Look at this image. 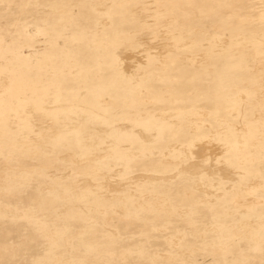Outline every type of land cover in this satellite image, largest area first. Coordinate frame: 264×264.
Here are the masks:
<instances>
[{
	"label": "rangeland",
	"instance_id": "1",
	"mask_svg": "<svg viewBox=\"0 0 264 264\" xmlns=\"http://www.w3.org/2000/svg\"><path fill=\"white\" fill-rule=\"evenodd\" d=\"M68 8L71 14L78 12L73 2ZM138 8L143 22L131 28L130 37L141 29L147 44L142 49L118 48L112 56L100 48L110 40L111 33L76 34L82 21L88 26L96 23L91 0L84 1L83 10L78 12L80 20L58 15L48 24L28 19L20 27L17 22L14 24H20L17 27L21 29V39L16 40L0 30V111L14 117L9 109L18 105L40 110L19 120V126L0 131V165L8 166L2 171L12 173L4 185L0 184V264H264V241L239 235L243 230L233 226H227L226 236L212 234L206 226L219 218L215 211L218 207L230 211L223 213L224 224L242 221L237 198L247 201V193L264 197V188L245 192L240 187L251 183L255 172L240 171L235 178L222 174L233 166L264 172V78L254 75L255 61L264 54V48L256 38L255 25L228 19L215 10L209 16L210 22L189 34L188 26L178 19L161 23L167 7L159 0H139ZM110 26L113 25L106 27ZM186 40V46H181ZM170 41L176 43L173 62L155 64L151 58L152 62L137 66L130 79L122 78L119 72L125 70L126 61H135L134 53L152 48L161 51ZM51 71L57 75L59 85L46 80ZM38 76H45L46 81L40 87L20 85L24 79L28 82ZM244 90L249 94L246 99L241 97ZM48 98L56 101L50 103ZM70 107L75 110L69 111ZM37 114L48 123L62 120L66 126L78 127L61 130L53 139L46 138L50 146L31 141L37 151L31 155L30 149L22 146L29 141L28 135L46 137L44 127L37 125ZM130 121L142 124L146 132H157L155 140L127 129L125 125ZM84 122L103 125L101 139L120 141L117 153L95 143L104 168L109 169V178L115 177L113 170L125 165V175L120 177L124 184L132 172L142 167L174 172L176 176L170 180L140 181L134 191L154 190L167 197L171 207L192 206L191 217L158 209L152 194H128L123 188L112 190L113 195L101 205L95 204L96 189L91 185L80 189L86 178L84 166L67 159L71 154H85V136L80 127ZM239 123L260 129L252 137L241 135L236 130ZM241 129L247 131L246 127ZM209 134L213 141L224 145L218 163L213 164L214 154L208 149L200 160L209 169L201 173L182 171L181 162L196 157L188 155L186 148H194V142ZM240 139L247 143L241 144ZM256 151L259 159L251 160ZM242 158L243 164L238 163ZM160 163L166 165L164 169H159ZM21 171L24 174L19 177ZM196 181L211 184L223 194L192 187ZM46 184L55 188L49 189ZM59 189L77 195L61 198ZM51 199L54 204L48 202ZM11 205L30 215H34L33 210L41 211L38 215L44 228L54 226L58 232L65 230L66 236L57 233L52 241L35 219H11L7 215ZM236 206L238 209L231 211ZM250 211L264 213V202L254 203ZM87 226H91L92 234H77ZM176 229L181 243L175 236ZM260 238L264 239V234L260 233ZM88 243H92L91 248ZM180 248L185 249L183 254L178 252Z\"/></svg>",
	"mask_w": 264,
	"mask_h": 264
},
{
	"label": "bare ground",
	"instance_id": "2",
	"mask_svg": "<svg viewBox=\"0 0 264 264\" xmlns=\"http://www.w3.org/2000/svg\"><path fill=\"white\" fill-rule=\"evenodd\" d=\"M84 1L85 0H0V24H3L0 26V30H3V32L16 40L21 39L20 27H23L25 21L28 19H35L38 22L44 24H48L51 19L54 20V17L58 15L74 21H76L77 19L80 20L81 18L78 15V12L80 10H83L82 7L84 5ZM126 1L127 3L122 5L117 0H91L93 18L96 20V23L94 25L92 24V26H88L84 21H82L80 25H78V28L75 29L76 34H87L92 36L100 33H102L101 35H103L104 33H111V41L109 40L104 45L101 44L102 46L100 47L107 56L114 55L115 51L118 48H126L130 46V49H132L135 46H140V48L142 49L147 44V41L145 39L142 40L144 33L143 30L139 29L135 36L133 35L132 37H130L131 28L140 25L143 22L140 16L141 13L138 8L139 0ZM159 1L167 7V14L161 16V23L167 24L170 21L178 19L179 22L188 26L187 31L189 32V34H192L194 32H197V28H199V25L208 23V21L210 22L209 16H212V12H214L215 10H219L221 14L226 16L228 19L236 20L238 22L247 21L253 23L257 30L256 38H258L260 44L264 48V0H204L205 2L202 4H198L194 0ZM72 2L78 9V12L76 14H71L70 9L68 8ZM214 2L217 3L215 4ZM46 9H49V11L46 12ZM96 12L99 15L96 14ZM84 17H87V14L86 16L84 14ZM181 18L184 21H182ZM17 22H20L21 25L14 24ZM107 24L113 26L106 27ZM19 25L20 27H17ZM211 25L215 26L213 22H211ZM117 42H119V44L116 46ZM186 42H188V40L180 43V45L186 46ZM163 51H166L165 54L161 53ZM175 51L176 43L174 41H170L169 44L161 47V51L158 48H152L150 49V51H137L136 53H134L136 55L135 61L129 62V60L127 59L128 61H126L125 70L120 71L119 73H121L123 79H130L129 76L136 73L137 66H141L146 62H152L151 58L154 59L155 64L163 63V65H165V62L169 60L173 62L175 58ZM196 60L199 65L200 59L197 57ZM254 70V75L264 78V54L255 61ZM56 76L57 75L55 74V72L51 71L46 76L48 77L46 78V80L51 81L53 84L59 85V83L56 82ZM44 77L38 76V78L29 79L28 82L24 79L23 82H20V85L29 84L32 87H40L46 82ZM6 81L9 82L8 79ZM247 96L249 97V94L245 90L241 92V97L246 99ZM234 99L236 100L238 99V97L236 96ZM47 101L51 103L52 101L56 100L53 98H48ZM9 110L15 113L14 117H8L5 113V110L0 111L1 132L2 128L4 127H7L8 130H11L12 128L19 126V120L30 118L32 116L31 113L40 112L39 109L34 108V110H30L29 108H25V106L22 105H18L16 108ZM46 110H49V112L55 115L60 114L59 112H54L50 109H44V111ZM68 110H75V108L70 107L68 108ZM37 115H39L38 117L40 118L37 121V125L44 127L46 137H40L39 134L34 133L28 135L29 141L23 142L22 146L29 148L31 155L37 152L35 148L31 146V141L41 143L42 146H50V144L45 141L46 138L53 139L58 136L59 131L61 130L78 127L77 124L66 126L62 120H57L54 123H48L44 120L41 114ZM102 126L103 125L101 124H99L98 126H94L87 122H84L80 127L83 130V134L85 136V140L82 142V145L85 147V154H82L80 157H76L74 154H71L67 158L70 159V161L75 165H78L80 163V165L84 166L82 171L84 172L86 178L84 185L80 186V189L83 191L89 185L96 189V192L94 193L97 199L96 201H94V203L97 205H101L106 199L110 198V196L113 195L112 190L116 188H123V190L128 194L134 193L144 196H146L147 194H152L154 196L153 201L157 205L158 209L173 210L174 212L179 213L181 216L189 215L191 217L193 213L192 206L176 204L175 206L171 207L168 203L167 197H164L154 190H147V188H145L144 190L147 192L139 193L134 191V187L140 181H144L146 179L155 181L159 178L165 181L170 180L176 176V173L174 172L168 173L154 170L150 171L147 170L148 167H142L132 172L128 179V182L124 184L123 181H121L120 177L125 175V165V167L123 166L117 168L116 170H113V173L115 175L114 178L108 177L107 171L109 169L104 168L102 162L103 156L96 151L95 143L98 141V144L106 147L110 153H117L118 147L120 146V141L116 138L101 139V136L104 134ZM125 127L129 130L131 129L134 133L139 134L144 139L155 140V138L157 137V132H155L154 134L146 132L142 124H137L130 121L126 123ZM236 127V130L240 132L241 135L248 134L251 137L253 136L255 130L260 129V126L249 124L247 126H244L243 123L237 124ZM242 127H246L247 131H242ZM214 132H217L216 129H214ZM109 134H111V132H109ZM239 141L241 144L247 143V141L242 139H240ZM256 144L257 143H255V145ZM194 146L196 147H194L195 149L186 148V150L188 155H196V157L188 160H183L181 162L182 171L201 173L209 169V166H207L200 160L206 150L209 149L214 154L213 164L218 163L217 157L224 151V145L222 143L213 141L210 134L207 135V138L194 142ZM256 148L261 149L259 145H256ZM258 155L259 151H256V154L251 157V160L259 159ZM243 159L244 158L238 160V163L243 164ZM62 160L65 161V159ZM165 166L163 165V163H160L159 169H164ZM6 167L8 166L0 165V184L2 185H4V181L6 180V178L9 175H12L10 171H2V169ZM222 168L226 169L225 166ZM211 171L212 170H210L209 172ZM223 171L224 172H222V174L227 178H235L236 174H239L240 171L255 172L252 182L247 185H240V187L243 188L245 192H254L259 187L264 188V172L261 169H254L252 171H249L246 168L233 166L230 170ZM37 172L41 173L39 171ZM23 174L24 172L21 171L19 173V177H21ZM13 175H17V173H13ZM46 187L49 189L55 188L54 186H50L48 184H46ZM192 187L207 191L209 193L215 192L218 196L223 194L221 189L205 182L196 181L195 184L192 185ZM185 188L187 190L186 186L183 187L184 190ZM57 194L60 195L61 198L66 197V195H70V197L73 198V196L77 195V193H75L74 191H61V189H59V192H57ZM247 194L249 196V199L247 201H243L241 198H237V201L239 202L238 204L241 205L239 208H241L242 221L229 220L227 224H224V222L221 221V218L224 216L223 213H230V211L220 206L215 209V211L219 213V218L206 224L209 232H211L212 234H218L220 236H226L229 234L227 226H233L243 230L242 234L236 233L237 235L239 234L250 236L255 240V242L264 241L263 238H260V233L264 234V213L250 211V206L257 202L263 203L264 197L254 196L251 193ZM6 197L9 198V195ZM48 202H50V204L55 203L53 199L49 200ZM135 205L139 206L140 204L136 203ZM67 206H71L69 205V201ZM2 207L3 206L0 205V208ZM237 207L238 206H236V208L231 211L235 212L238 209ZM74 209L78 212L82 211V208L80 207H74ZM103 211L106 210H100V212ZM7 212V215L14 220L35 219L37 223H40V227L44 230V234L50 237V239L52 238V241L56 237L57 233H60V236L62 237L66 236L65 230L58 232L54 226L47 229L46 227L44 228L38 215L41 211L37 213V211L33 210L31 211V213H34V215H30L25 209L17 207L16 205L15 207H12L11 205L7 208ZM189 221L191 223L193 222L190 219ZM92 233L93 231L91 230V226L85 227V230H82V232L77 231L78 235H90ZM179 234L180 233L178 229H176L175 236L178 243H181V239L178 237ZM88 244L91 248L92 243ZM184 251V248H180L178 252L183 254ZM162 257L166 258V255L163 254ZM182 259L186 260V257H182Z\"/></svg>",
	"mask_w": 264,
	"mask_h": 264
}]
</instances>
